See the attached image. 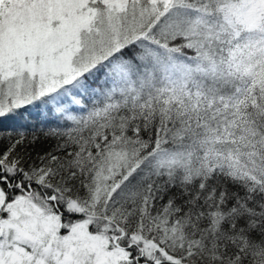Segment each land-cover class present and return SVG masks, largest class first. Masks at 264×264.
<instances>
[{
    "label": "snow or ice",
    "instance_id": "obj_1",
    "mask_svg": "<svg viewBox=\"0 0 264 264\" xmlns=\"http://www.w3.org/2000/svg\"><path fill=\"white\" fill-rule=\"evenodd\" d=\"M0 264H264V0H0Z\"/></svg>",
    "mask_w": 264,
    "mask_h": 264
},
{
    "label": "trees",
    "instance_id": "obj_2",
    "mask_svg": "<svg viewBox=\"0 0 264 264\" xmlns=\"http://www.w3.org/2000/svg\"><path fill=\"white\" fill-rule=\"evenodd\" d=\"M43 118L37 113H32L31 116L17 115L16 117L0 119V136H7V134H15L17 129H31L33 126H42L46 124ZM6 142L0 141V144Z\"/></svg>",
    "mask_w": 264,
    "mask_h": 264
}]
</instances>
